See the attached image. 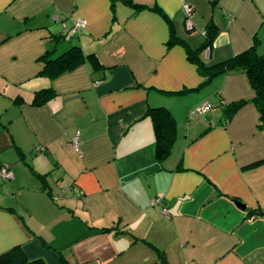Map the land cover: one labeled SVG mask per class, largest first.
<instances>
[{
  "label": "crops",
  "instance_id": "obj_1",
  "mask_svg": "<svg viewBox=\"0 0 264 264\" xmlns=\"http://www.w3.org/2000/svg\"><path fill=\"white\" fill-rule=\"evenodd\" d=\"M128 1L0 0V165L14 176L0 182V255L21 245L46 264H264L254 91L245 73L203 84L199 71L256 41L264 56V0ZM76 46L92 58L43 72L46 55ZM44 89L53 98L33 106ZM241 101L226 121L223 107ZM158 107L176 121L163 163L146 115Z\"/></svg>",
  "mask_w": 264,
  "mask_h": 264
},
{
  "label": "trees",
  "instance_id": "obj_2",
  "mask_svg": "<svg viewBox=\"0 0 264 264\" xmlns=\"http://www.w3.org/2000/svg\"><path fill=\"white\" fill-rule=\"evenodd\" d=\"M129 2L128 0H125ZM208 33V32H207ZM214 34L209 33L207 41L203 48L211 46ZM62 39L64 36L62 35ZM65 40V39H64ZM62 40L56 42L58 45ZM49 54H53L52 52ZM93 55H84L80 47H72L65 53L53 58L46 55L44 73L51 78H55L60 74L71 71L81 66L85 59L92 58ZM199 71L205 77L203 84H207L219 75L229 74L232 72L245 73L250 85L254 91L252 103L256 106L260 114V128L264 129V56L257 51V41L255 45L247 51L232 57L224 62L207 66L204 63H199ZM54 92L51 89L37 91L34 95L32 105L42 106L51 100ZM246 104V101H241L223 107L226 121L230 120L234 113ZM219 106H223L220 101ZM153 120L155 131V155L159 163L170 155L173 145L176 140V121L170 111L164 107L150 108L146 114ZM43 182L46 181L42 177ZM106 230V229H105ZM104 230V231H105ZM46 243V242H45ZM0 264H46L43 260H29L21 245L15 246L10 250L0 255ZM66 264V263H64Z\"/></svg>",
  "mask_w": 264,
  "mask_h": 264
},
{
  "label": "built area",
  "instance_id": "obj_3",
  "mask_svg": "<svg viewBox=\"0 0 264 264\" xmlns=\"http://www.w3.org/2000/svg\"><path fill=\"white\" fill-rule=\"evenodd\" d=\"M185 12L187 13V15L190 13V8H188L187 6H185L184 8ZM55 20L57 21L58 18L55 17ZM190 25V24H188ZM85 26V23L83 21H77L75 23V26L73 27V29H64L62 35L64 36V39L66 41L70 40L80 29H82ZM207 34L206 31L203 32V35L205 36ZM211 55V48L208 46L207 48H205V57L207 59L210 58ZM211 107L210 104H205L203 105V107H200L199 109H197L194 112V115L196 114H200L205 112L206 110H208ZM79 137H80V133L78 132L77 135L73 138L72 143H73V147L79 151L80 147H79ZM14 179V176L10 170V168L7 165H0V182H7V181H12ZM154 204L156 205H162V201L160 199H156L154 201ZM163 213L166 214L167 211L166 209H163Z\"/></svg>",
  "mask_w": 264,
  "mask_h": 264
},
{
  "label": "water",
  "instance_id": "obj_4",
  "mask_svg": "<svg viewBox=\"0 0 264 264\" xmlns=\"http://www.w3.org/2000/svg\"><path fill=\"white\" fill-rule=\"evenodd\" d=\"M238 205H239L242 209L245 208L244 205H242V204H240V203H238Z\"/></svg>",
  "mask_w": 264,
  "mask_h": 264
}]
</instances>
